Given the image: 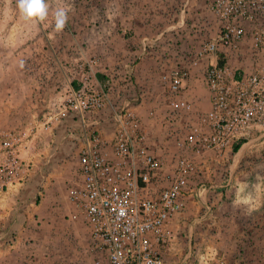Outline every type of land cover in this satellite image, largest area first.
I'll list each match as a JSON object with an SVG mask.
<instances>
[{
	"label": "rangeland",
	"instance_id": "1",
	"mask_svg": "<svg viewBox=\"0 0 264 264\" xmlns=\"http://www.w3.org/2000/svg\"><path fill=\"white\" fill-rule=\"evenodd\" d=\"M223 1L41 0L43 16L26 17L18 7L19 0H0V128L22 126L30 119L29 103L24 99L10 105L12 95L18 93L19 99L29 95L34 101L36 82H46L41 90L54 101L67 92L77 65L97 56V78L112 103L119 104L126 83L131 91L123 93L124 97L136 90L146 93L137 106L146 140L165 167H176L184 154L180 142L203 127L199 118L211 107L206 83L211 59L196 58L195 51L222 30L223 9L217 4ZM59 18L63 26L57 29ZM244 24L248 33L239 45L221 46L212 60L217 58L221 66L238 75L264 73V44L256 47L255 34L257 28L264 27V13L256 20H244ZM145 47L158 49L154 60L161 63L150 78L128 70L129 65L143 60L140 49ZM182 67L190 73L180 106L191 102L192 110L178 112L161 78ZM24 78L30 82L25 87L21 86L26 83ZM81 79L78 75L74 84L79 86ZM149 97L156 100L148 115L168 114L163 120L166 130L144 127L142 109ZM174 114L177 119L172 118ZM242 140L245 142L238 151L235 146L241 140L221 153L197 156L189 152L197 161L188 189L196 188L197 194H185L171 220V227L177 219L181 225L172 227L178 244L166 254V264H264V127ZM61 150L66 157L62 162L54 157L42 160L45 154H40L38 164L43 165V172L37 169L33 173L26 186L28 195L15 198V207L10 208V191L0 192V264L107 263L92 242L86 223L71 217L69 195L79 177V164L70 144L63 143ZM215 184L223 187L206 191ZM42 185L45 193L37 200L34 196ZM28 199L36 210L20 212ZM18 216L21 220L13 224ZM171 251L176 252L174 256ZM208 253L213 254L212 259L206 257Z\"/></svg>",
	"mask_w": 264,
	"mask_h": 264
},
{
	"label": "built area",
	"instance_id": "2",
	"mask_svg": "<svg viewBox=\"0 0 264 264\" xmlns=\"http://www.w3.org/2000/svg\"><path fill=\"white\" fill-rule=\"evenodd\" d=\"M217 7L223 9L225 24L195 51L196 58L211 59L206 77L211 108L199 118L203 127L180 142L184 154L169 185H158L165 164L141 127L137 106L146 93L136 90L124 97L131 91L126 83L119 104L112 103L97 78L100 59L94 56L77 65L67 92L47 111L22 126L0 128V192L18 189L31 179L41 163L42 140L60 127L62 141L72 146L79 163V177L69 195L71 217L86 223L106 264H166L175 238L171 220L189 193V178L196 169L197 157L189 152L221 153L264 127V73L238 75L217 58L212 60L221 46L239 45L248 33L244 20L263 14L264 0H225ZM255 34L256 47L264 44V27ZM189 73L186 67L174 68L161 78L178 112L192 110L191 102L180 106ZM78 75L82 79L75 86ZM39 168L43 172V165Z\"/></svg>",
	"mask_w": 264,
	"mask_h": 264
},
{
	"label": "crops",
	"instance_id": "3",
	"mask_svg": "<svg viewBox=\"0 0 264 264\" xmlns=\"http://www.w3.org/2000/svg\"><path fill=\"white\" fill-rule=\"evenodd\" d=\"M168 29H170L168 27ZM157 51L158 49H156L155 51V48H143V49H140V54L144 57L141 58L143 60L139 61L136 66H128V70H129V73H135V74H138L140 76H148L150 78V74L151 72H157V68L158 67H161V63H157L155 59V56H157ZM140 57V56H138ZM139 59V58H138ZM126 61L123 60L122 61V65L123 67H127V64H125ZM157 63V64H156ZM159 64V66H157ZM155 65V67H154ZM145 68H147L148 70H145ZM134 74V76H135ZM136 77V76H135ZM131 78V75L127 76L125 79H129ZM23 82H26L24 84H21V86L25 87L26 84H29L30 82H28L27 78H24V81ZM36 88L35 90L37 89V92H36V95L35 97L33 98L34 101H31L30 98H29V95L27 96H21V99H19L18 93H15V96L12 95V97H10V105H17V104H20V103H23V100L25 99L26 103L28 104L29 103V106L27 107L28 111H29V116L30 118L32 116H34L35 114L36 115H41L43 114L45 111H47L49 109V106H50V103L53 102V99L52 97H50L49 93H45V91H42L41 89L43 88V84H40L39 82L35 84ZM15 87V85H13ZM55 100V99H54ZM156 99H154L153 97H149V101L143 106V109H142V114H143V118H144V127L146 128V130H166V120L163 121L165 118H166V115L168 116V114H164L163 113H160L159 112V115L158 116H155V117H151L148 115L147 113V110L152 108L154 106V102H155ZM30 102H31V105H30ZM211 108V107H210ZM166 113V112H165ZM176 114L172 115V118L173 119H177V117L175 116ZM15 115H13L14 117ZM192 116V115H191ZM167 119V118H166ZM191 119H193V117H191ZM190 119V120H191ZM14 120V119H13ZM24 124V122L22 123ZM105 129H107V126H108V122H104V125H102ZM59 130H62L60 127L53 131V133H47L45 138L42 140V144H41V147L42 149L40 148V152L39 154H45L43 160L47 159L48 157H50V159L52 157L56 158L57 160L56 161H60L62 162V160H65L66 157L62 156V150H61V147H62V144L65 143L64 141H62V138H61V131L59 132ZM108 131V130H106ZM58 132V133H56ZM56 137V138H55ZM62 141V144L61 145H58V143ZM75 157V156H74ZM171 162V160H169ZM79 164V163H78ZM204 164H206V162H204ZM42 165H38V167L36 168V170L38 169L40 171V168ZM174 167L175 165L173 164H169L168 167H163L162 170H161V183L158 184L159 186H161V184H163L164 186L165 185H169L170 182H171V175H173L172 173V169L174 170ZM32 179V177H31ZM31 179L29 181H27L24 185H22L21 187H19L18 189H10V208L12 207H15V204H13L12 201L15 200V198L17 199L18 197H23V196H26L28 194H26V186L28 184L31 183ZM44 181V180H43ZM213 186H221L223 187V185H220V184H215V185H210L209 188H207L206 191H209L212 189ZM46 188H44V186L42 185V187H40L38 189V191L36 192V196H34L37 200H39V198H41L42 196H44V193H45V190ZM189 194L190 195H194V194H197V189L196 188H191L189 189ZM30 199L33 200V198L30 197ZM20 203H22V199H19L18 201ZM28 204H22L21 206H23L24 208H21L20 209V212H24L26 211L27 214H30V212L34 210H36V205H31L30 203V200L28 199ZM13 204V206H12ZM19 206V207H21ZM30 208V209H29ZM32 208V209H31ZM24 214V213H23ZM19 215V214H18ZM21 220V217H16L14 220H13V224H16L17 222H19ZM174 225L179 227L181 225L180 223V220L177 219V221L175 220L174 222ZM174 225H172V227H174ZM88 228V227H87ZM89 230V229H88ZM90 232V231H89ZM178 244V240L176 239V233H175V238H174V241H173V246L177 245ZM174 246V247H175ZM173 247V248H174ZM176 253V252H175ZM175 253H172V251L170 252V255L171 256H174L173 254ZM206 257H208L209 259H212L213 258V254L211 253H208V255H206Z\"/></svg>",
	"mask_w": 264,
	"mask_h": 264
},
{
	"label": "clouds",
	"instance_id": "4",
	"mask_svg": "<svg viewBox=\"0 0 264 264\" xmlns=\"http://www.w3.org/2000/svg\"><path fill=\"white\" fill-rule=\"evenodd\" d=\"M18 7L21 10V13L26 17H32L34 15L43 16V7L41 0H19ZM63 17V13L60 14ZM57 29L63 26V19H57Z\"/></svg>",
	"mask_w": 264,
	"mask_h": 264
},
{
	"label": "trees",
	"instance_id": "5",
	"mask_svg": "<svg viewBox=\"0 0 264 264\" xmlns=\"http://www.w3.org/2000/svg\"><path fill=\"white\" fill-rule=\"evenodd\" d=\"M75 84H76V86H78V84L75 82ZM74 84V85H75ZM245 142V140H241L239 143H238V145H236L235 146V151H238L240 148H241V146L243 145V143Z\"/></svg>",
	"mask_w": 264,
	"mask_h": 264
}]
</instances>
